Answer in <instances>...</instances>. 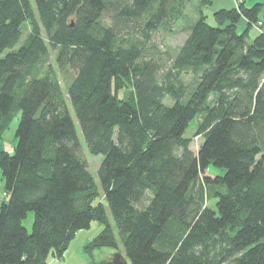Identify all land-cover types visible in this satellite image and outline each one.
Here are the masks:
<instances>
[{
  "label": "trees",
  "instance_id": "trees-1",
  "mask_svg": "<svg viewBox=\"0 0 264 264\" xmlns=\"http://www.w3.org/2000/svg\"><path fill=\"white\" fill-rule=\"evenodd\" d=\"M195 1L0 0V140L19 116L13 153L0 151V264L62 258L94 221L103 228L85 251L117 249L115 228L129 264H264L261 5L217 10L212 25L211 1L198 0L164 65L154 37ZM51 53L74 73L65 93ZM70 110L89 154L102 156L106 207L94 205ZM194 119L196 154L184 137ZM209 167L224 174L212 178Z\"/></svg>",
  "mask_w": 264,
  "mask_h": 264
},
{
  "label": "rangeland",
  "instance_id": "rangeland-1",
  "mask_svg": "<svg viewBox=\"0 0 264 264\" xmlns=\"http://www.w3.org/2000/svg\"><path fill=\"white\" fill-rule=\"evenodd\" d=\"M213 2L217 3L220 2V0H212ZM256 2L260 3L262 2L264 4V0H246L245 1V7L248 8L249 6L255 4ZM31 3L33 4L32 0ZM199 1H195L193 4L187 6L185 8L184 17L179 20L178 23L172 25L170 24V28L160 30L158 34L154 37V44L157 45L158 51L161 53L164 65L168 64V59L173 58L175 56V53L177 50L183 45V42L188 35V30L190 26L193 24L197 13L199 9ZM211 5L206 6V8L203 9L204 14L208 15L207 21L210 24H214V21L211 19L212 10L210 9ZM35 8V7H34ZM244 28L243 25L239 24L238 32L242 31ZM255 29L252 28L249 33V39L251 40L255 35ZM24 36L29 33L30 29L28 27H24ZM21 42L17 45L19 47L24 40L23 37L21 38ZM54 54L51 53L50 62L52 63V67L55 71V78L56 81H58L60 88L62 92L65 93L66 88L68 87V84L71 82V79L74 76V73L67 70H58L57 67L54 64ZM183 83L184 85L190 84L192 80V75L187 74L183 75ZM130 89L122 90L118 93V100H123L130 94ZM170 104L171 101H166L165 104ZM69 114H71L73 123L76 127V133L78 135V140L80 146H82V157H84L86 166L88 167V171L91 175V177L94 179L95 182V189L97 191L96 200L94 202V205L97 203H102L104 207H106L105 199L103 198L102 188H100L99 185V178H97V171L99 169V165L102 160V156H91L87 150V147L84 143L83 135L80 133L79 125L77 124V121L75 119L74 113L72 111H69ZM19 116L14 119V121L9 126V130L3 135L2 140H0V151H6L9 154H12L14 151V146L16 145V139L15 131L17 129ZM196 119L190 122L189 127L187 128V131L184 134V137L190 141V150L193 151L194 154H196L198 151V148L200 147L202 140L201 138L196 134V125H197ZM207 173L209 176L214 178L216 175L222 176L224 174V170L220 168H214L209 167L207 170ZM3 188V182L1 181V171H0V193H2ZM146 199L139 202L136 207H142L146 204V201L149 200V196L146 195ZM207 205H209L210 208H215L214 201H207ZM34 213L30 212L26 219L23 220L22 225L26 228L28 233L31 232L32 229V221H33ZM108 221L110 224L113 225V221H111L110 218H108ZM102 225L99 222H92L90 224V227L76 232L75 237L69 242L68 248L64 252V256L62 258L53 257L51 255H48L47 257V264H109L112 263V257L115 254L121 255L123 259L125 258L124 253L122 251V243L120 242V236L118 231H116L115 228H113L115 240L118 243L117 249H110V248H101L97 249L93 252H87L85 251V247L93 240L102 230ZM126 263H128L126 261ZM129 264V263H128Z\"/></svg>",
  "mask_w": 264,
  "mask_h": 264
},
{
  "label": "crops",
  "instance_id": "crops-1",
  "mask_svg": "<svg viewBox=\"0 0 264 264\" xmlns=\"http://www.w3.org/2000/svg\"><path fill=\"white\" fill-rule=\"evenodd\" d=\"M210 1H211L210 9L213 11L212 12V14H213V13L217 12V10H221V9L228 10V9H231V8H235L238 5V3L242 2L244 4L246 0H220V2H218V3H217V1H216V3L213 2L212 0H210ZM255 4L261 5L260 6L261 7V11H260V14H259V18H260V21L262 20L264 22V4L262 2H260V3L256 2ZM255 4H253V5H255ZM253 5H251V6H253ZM244 6H245V4H244ZM251 6H249V7H251ZM239 24L245 26V20H241L239 22ZM238 27H239V25H238ZM254 31L256 33H258L256 29ZM256 33H255V35H256Z\"/></svg>",
  "mask_w": 264,
  "mask_h": 264
},
{
  "label": "water",
  "instance_id": "water-1",
  "mask_svg": "<svg viewBox=\"0 0 264 264\" xmlns=\"http://www.w3.org/2000/svg\"><path fill=\"white\" fill-rule=\"evenodd\" d=\"M111 264H128L126 263V259L123 257H121L120 253L119 254H115L112 257V263Z\"/></svg>",
  "mask_w": 264,
  "mask_h": 264
},
{
  "label": "built area",
  "instance_id": "built-area-1",
  "mask_svg": "<svg viewBox=\"0 0 264 264\" xmlns=\"http://www.w3.org/2000/svg\"><path fill=\"white\" fill-rule=\"evenodd\" d=\"M254 29L257 30V32L261 33V31H263V28H261V24H258L256 26H253Z\"/></svg>",
  "mask_w": 264,
  "mask_h": 264
},
{
  "label": "flooded vegetation",
  "instance_id": "flooded-vegetation-1",
  "mask_svg": "<svg viewBox=\"0 0 264 264\" xmlns=\"http://www.w3.org/2000/svg\"><path fill=\"white\" fill-rule=\"evenodd\" d=\"M109 264H111V262Z\"/></svg>",
  "mask_w": 264,
  "mask_h": 264
}]
</instances>
